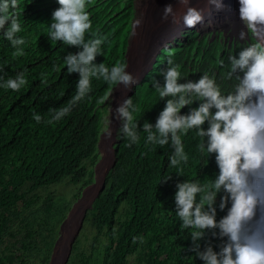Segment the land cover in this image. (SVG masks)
Instances as JSON below:
<instances>
[{
    "label": "trees",
    "instance_id": "1",
    "mask_svg": "<svg viewBox=\"0 0 264 264\" xmlns=\"http://www.w3.org/2000/svg\"><path fill=\"white\" fill-rule=\"evenodd\" d=\"M58 7L57 0H18L15 12L22 30L17 36L25 40L22 56L13 55L15 49L0 32V77H3L0 79V264H24L29 252L45 235L49 241L39 264L48 263L56 238L54 225L64 215L57 217L60 207L53 205L55 198L41 192L65 185L72 192V203L82 189L93 183L94 167L100 158L97 144L112 85L93 78L90 98L80 101L61 120L47 122L52 115L49 109L66 106L76 94L79 78L77 73L68 74L64 64V56L79 49L47 37V24ZM87 10L93 31L108 37L96 63L104 62L111 67L118 61L125 62L134 18L133 0H91ZM180 37L169 46L174 63L181 66V82L196 80L208 72L215 74L227 92L232 84L222 79L227 71V58L239 51L242 42L235 38L228 42L227 32L222 31L187 30ZM138 38L137 35L133 42ZM163 48L129 95L138 108L134 116L141 126L145 120L155 123L165 105L150 83L153 78L163 83L160 72L167 66ZM221 60L225 62L224 68L219 66ZM19 72L24 73L28 84L18 92L6 88L5 81ZM117 88L112 93L114 100ZM120 101H115L114 108ZM34 113L41 115L40 123L33 119ZM116 130L113 164L104 177L103 189L85 212L82 226L71 243L67 264H129L130 258L132 264H203L187 251L192 243L191 229L181 227L174 211V194L177 182L198 180L208 184L215 179L219 169L214 155L199 153L198 138L190 131L182 137L189 161L182 165L183 175L178 176L177 169L169 167L170 146H155L154 150L153 146L145 147L146 134L141 132L140 142L127 147L128 140L117 138ZM167 176L171 178L161 182ZM92 189L89 187L84 194ZM222 195L218 194L216 200L217 220L227 214V208L221 211L218 207ZM69 205L68 202L63 206V213ZM32 206H38L33 215L36 219L31 223L20 220L13 231L9 227L10 216ZM133 237H143L144 242L133 243ZM209 240L214 246L220 243L208 232L205 240L200 241L201 247ZM13 246L19 250V258L12 252Z\"/></svg>",
    "mask_w": 264,
    "mask_h": 264
},
{
    "label": "clouds",
    "instance_id": "2",
    "mask_svg": "<svg viewBox=\"0 0 264 264\" xmlns=\"http://www.w3.org/2000/svg\"><path fill=\"white\" fill-rule=\"evenodd\" d=\"M90 2L57 0L59 7L47 24L50 41L79 49L64 56L67 73H77L79 77L76 94L66 106L49 109L52 114L49 124L69 115L80 101L90 98L93 78L103 79L114 88L122 86L125 92L138 83V77L127 70L126 62L118 61L111 67L104 62L96 63L108 37L93 31L87 10ZM178 3L183 12L178 13L168 4L163 10V20L169 17L173 23L182 20L187 28L203 22V9L189 6L190 0ZM207 3L217 10L224 8L222 0ZM238 4L241 26L236 38L242 45L238 52L228 56L227 66L224 60L219 61L221 68L227 67L222 79L232 82L227 92L215 74L208 72L196 80L181 82V66L174 63L172 48L166 44L161 50L167 58V66L160 72L163 83L155 78L150 81L160 100L165 101L155 123L145 120L141 126L134 116L137 106L131 96H125L111 109L103 130V139L111 140L112 122L116 120L120 122L116 137L127 139V147L140 142L141 132L146 134L145 147L153 146L154 150L155 146H170L169 167L176 168L178 176L183 175L182 165L189 161L182 137L190 131L198 138V152L208 157L214 155L219 169L215 179L208 184L198 180L177 182L174 194V211L181 227L191 229L192 243L187 251L203 264H264V0H238ZM17 7L18 0H0V32L15 49L13 55L22 56L25 40L17 36L22 30L15 12ZM141 25L142 17L132 20V38ZM27 84L24 73L19 72L14 78L9 77L4 86L18 92ZM185 108L188 111L182 112ZM33 119L40 123L42 117L34 113ZM170 178L167 176L161 182ZM221 192L218 207L221 211L227 208V214L217 220L216 200ZM208 232L220 243L214 246L209 240L202 248L200 241L205 240ZM137 240L144 242L143 237H133V243Z\"/></svg>",
    "mask_w": 264,
    "mask_h": 264
},
{
    "label": "rangeland",
    "instance_id": "3",
    "mask_svg": "<svg viewBox=\"0 0 264 264\" xmlns=\"http://www.w3.org/2000/svg\"><path fill=\"white\" fill-rule=\"evenodd\" d=\"M163 1H166V2L163 3ZM167 1L168 0H133V7H134V18L133 19H135L137 17L138 18L142 17V25H141V27H139L141 30L140 39L142 41H141V45L138 44V47H137V50L138 51L140 50L142 52L138 54V57H137L138 64L134 65L139 69L143 67L141 70H139V72L146 69L147 65L151 62V59L156 54V50L160 46H163V45L170 43L169 42L170 39H173V41L175 39H180L181 37L178 38L177 34L179 36H181V33L185 32L187 30H196L200 33L209 32V31H222L226 34V32H228V34H227L229 37V39L227 38L228 41H231L230 39H234V38L237 39L236 38L237 33H238L239 28L241 26L240 20H239V14H238V8H239L238 0H235V1L230 0L232 3L228 4V5L225 2V0H222V3L224 4V9H222V10H217L216 8H214V6H210L207 3V0H199V1L198 0H190L192 7H197L195 4H197L199 2L197 4V5H199L197 8L204 10L203 22L197 24L195 26V28L185 27L182 20L180 21V23H173L171 20V17H169V19L167 21L163 20L162 15H163V10H164L166 5L171 4L173 6L174 10H177V8H175V6L177 4L180 5L178 3V0H175V2H173L171 0H169L168 2ZM143 6H145V7L143 8ZM183 10L184 9H181V11H178V13H182ZM138 29H137V35H138V33H140V31H138ZM135 37L132 38L130 36V38L128 40V48H130V50H131L130 56L132 58H134L136 55V54H134L135 51L132 52L135 49L134 48L135 42H133V41H135L134 40ZM132 46H133V48H132ZM132 62L134 64L133 60H132ZM139 63H141V64H139ZM136 72H138V71H136ZM114 106H115V100H114L113 94H111V95H109V97L107 99L106 113H104V115H103V120H102L103 130L105 128L106 119H108L111 116V109L114 110L116 108V107L114 108ZM113 122H115V124H116V126H115V130H116L119 126V123L116 122V120H113ZM113 142L114 141H112L109 144V141L107 139H103V136H102L101 152L99 153L100 157L105 156L106 151L108 150V147L110 148L111 153H112ZM91 186L92 185H88L84 189H82L79 196L77 197V199L74 200L72 203H71V201H72V199H71L72 194L71 193L72 192L65 185L59 184L55 187H51L50 189L46 190V192H44V191L41 192V194H43V195L44 194H51L55 198L53 205L55 204V207H58V208L60 207L57 210L58 211L57 217H61L62 215H64L63 220L54 225L55 226L54 230L56 231V235H55L56 238L54 239L53 244L51 246V254H52L53 249H55V253H54L52 261H50V258H51V254H50V258H49V261L47 264H67L68 263L69 252H70V248L68 250V245L70 244V246H71V243L76 238L78 231L80 230V228L82 226V220H83V217H84L87 209L85 210V212L83 213L81 218H80V216L77 217V215L87 205L88 199H86L84 201L82 200L75 208H74V206L79 202V200L81 198V193L85 192ZM91 192L95 193L94 190H91ZM68 202L70 203V205L68 206V209L66 210V212L63 213L64 209H62V208ZM37 207L38 206H35V207L32 206L29 210H23V211H20L14 215H11L10 220H9V222H10L9 227H11V229L13 231H16L15 230L16 226L19 224L20 220H26L27 222H30V223L33 222L36 219V217L34 218L33 215L36 214L35 212L37 211ZM71 208H74V209H72L73 211L71 212L70 217L69 216L67 217ZM41 214L37 215V218ZM43 216H45V214ZM67 219H68V221L66 222ZM60 227H61V229H60ZM70 229H72L71 230L72 232L70 231ZM41 232H42V230H41ZM63 232H65V234H68V233L70 234L66 243L63 241L61 242V239L64 235ZM42 234H44V233H42ZM45 237H46L45 239L39 241V243L37 245H35L34 249L29 252V256L26 259L24 264H39L40 255L46 249V244L49 241V236L45 235ZM0 249H2V248L0 247ZM11 250L13 253H15L17 255L18 258L20 257L19 256V250L18 249L16 250V247H14V246L11 247ZM129 264H132V258H130Z\"/></svg>",
    "mask_w": 264,
    "mask_h": 264
},
{
    "label": "water",
    "instance_id": "4",
    "mask_svg": "<svg viewBox=\"0 0 264 264\" xmlns=\"http://www.w3.org/2000/svg\"><path fill=\"white\" fill-rule=\"evenodd\" d=\"M178 38L180 37L178 34H177ZM170 43H168L167 45H170L171 43H173V39H170L169 40ZM165 45L163 46H160L157 50H156V54L159 52L160 48L164 47ZM133 48V46H132ZM130 48H126V52H125V62L128 64V71L131 72L133 75L137 76L138 77V83L142 80V78L144 77V75L151 69V66H152V63L154 61V57L155 55L153 56V58L151 59V62L147 65L146 69L142 70L139 72V70H137L138 72H136V66H134L132 60L133 58L130 56ZM137 83V84H138ZM115 90V88L113 87V89L111 90L110 93H113V91ZM132 93V90L127 92L125 94V96H129L130 94ZM125 96L122 98L124 99ZM109 97V94L107 96V99ZM118 123H120L119 121H116ZM115 126L116 124H114V127H113V141H114V136H115ZM102 136H103V132L100 134L99 136V139H98V144H97V148H98V152L100 153L101 152V140H102ZM114 144V142H113ZM103 159V157L101 156L98 163L95 165L94 167V181L92 184L91 187H94L95 188V193L93 195V197L89 200L88 204L82 209L81 213H80V218L82 217L83 213L85 212L86 209H89L90 208V205L93 201V199L96 197V195L103 189V186H104V177L105 175L107 174L108 170L111 168L112 164H113V154H112V160L109 164V166L106 168V170L104 171V173L101 175V177L98 176V173H97V168H98V165L100 164L101 160ZM84 192L81 193V197L83 196ZM72 209L70 210L69 214L67 215L70 216L71 215V212H72ZM80 225V224H79ZM61 229V227H60ZM70 248V244L68 245V250ZM54 253H55V249L52 250V254H51V258H50V261H52L53 259V256H54Z\"/></svg>",
    "mask_w": 264,
    "mask_h": 264
},
{
    "label": "bare ground",
    "instance_id": "5",
    "mask_svg": "<svg viewBox=\"0 0 264 264\" xmlns=\"http://www.w3.org/2000/svg\"><path fill=\"white\" fill-rule=\"evenodd\" d=\"M169 1V0H168ZM167 1V2H168ZM171 1H173V2H175V0H171ZM199 1V0H198ZM233 1H235V0H233ZM149 2V1H148ZM164 2H166V1H163V3ZM225 2L227 3V5L228 4H231L232 2L230 1V0H225ZM199 3V2H198ZM197 3V4H198ZM202 3V2H201ZM197 4H195L197 7L199 6V5H197ZM164 5V4H163ZM201 5V4H200ZM226 5V4H225ZM190 6H192L191 5V3H190ZM202 6V5H201ZM196 7V8H197ZM175 8H177V11H181V9H183V7L182 6H180V5H176L175 6ZM181 8V9H180ZM202 8V7H201ZM215 8V7H214ZM205 9V8H204ZM224 9V8H223ZM219 12V11H218ZM146 18V17H145ZM145 21V20H144ZM144 23V22H143ZM138 31H140V33H138V40L136 41V43H135V46H134V50L132 51V52H134V54H136L135 55V59L133 58V61H134V65H137L138 64V60H137V57H138V54L139 53H141L142 51H138L137 50V47H138V44L139 45H141V39H140V37H141V30H140V28L138 29ZM139 64H141V63H139ZM143 64V63H142ZM136 68V71L137 70H141L142 68H137V67H135ZM116 89V88H115ZM127 92H125V90L123 89V87L122 86H120V87H118L117 88V90H116V92H115V101L116 100H122V98L125 96V94H126ZM112 94V93H111ZM113 127H114V124L112 123V129H113ZM108 140V139H107ZM109 141V144L113 141V138L111 139V140H108ZM104 147V146H103ZM102 147V148H103ZM112 153H111V150H110V148L108 147V150L106 151V154H105V157H104V159H103V162H102V164H101V166L99 167V169H98V176L99 177H101V175L104 173V171L106 170V168L109 166V164H110V162H111V158H112V155H111ZM92 190H94V192H95V188L94 189H92ZM90 192V193H89ZM93 195H94V193L93 192H91V190H89V191H87L85 194H84V196H83V201L84 200H86V199H88V202H89V200L93 197ZM88 202H87V204H88ZM82 211V210H81ZM81 211L79 212V214L77 215V217L80 215V213H81ZM77 219V218H76ZM70 221V220H69ZM72 229H70V231H71ZM64 233V235H63V237H62V239H61V242L63 241V242H67V239H68V237H69V233L68 234H65V232H63ZM64 243V244H65ZM62 244V243H61ZM60 246V245H59ZM63 250V249H62ZM62 252V251H61Z\"/></svg>",
    "mask_w": 264,
    "mask_h": 264
}]
</instances>
